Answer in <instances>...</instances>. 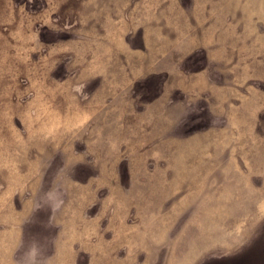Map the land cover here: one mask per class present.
<instances>
[{
  "label": "rangeland",
  "instance_id": "374dc122",
  "mask_svg": "<svg viewBox=\"0 0 264 264\" xmlns=\"http://www.w3.org/2000/svg\"><path fill=\"white\" fill-rule=\"evenodd\" d=\"M0 264H264V0H0Z\"/></svg>",
  "mask_w": 264,
  "mask_h": 264
}]
</instances>
